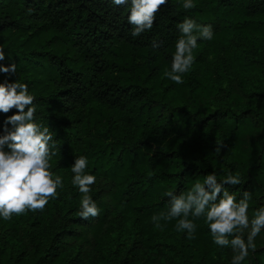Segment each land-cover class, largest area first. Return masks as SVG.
I'll return each mask as SVG.
<instances>
[{"label":"trees","instance_id":"trees-1","mask_svg":"<svg viewBox=\"0 0 264 264\" xmlns=\"http://www.w3.org/2000/svg\"><path fill=\"white\" fill-rule=\"evenodd\" d=\"M184 2L168 0L153 28L133 37L130 5L0 0V65L16 64L15 74L0 72V83L28 85L36 122L56 141L50 171L63 180L43 211L0 217V264H147L154 253L168 264H231V247L214 244L205 217L189 215L193 239L176 230L178 218L159 221L161 230L151 217L168 211L166 193H186L213 171L218 181L239 174L242 183L227 187L237 200L251 192L250 219L264 207L263 99L205 106L228 72L226 64L215 76L207 67L214 49L240 45L229 62L234 74L264 76V0H192V9ZM186 17L211 25L213 38L198 39L177 84L165 71ZM14 114L0 113V135ZM79 156L104 182L91 186L100 214L87 220L77 215L82 194L72 184ZM260 235L242 264H264Z\"/></svg>","mask_w":264,"mask_h":264},{"label":"clouds","instance_id":"clouds-1","mask_svg":"<svg viewBox=\"0 0 264 264\" xmlns=\"http://www.w3.org/2000/svg\"><path fill=\"white\" fill-rule=\"evenodd\" d=\"M115 6H128V23L132 26V36L138 37L150 31L155 23L156 14L168 0H112ZM182 7H195L192 0H185ZM180 33L175 42V53L172 56L171 71L165 76L174 83H183L182 76L194 63L193 50L198 39L211 40V25H198L195 20L185 18L177 25ZM154 48L159 44L153 41ZM5 53L0 48V61L5 60ZM0 72L15 74L16 64L5 67L0 65ZM16 109L4 122L3 135H0V217L5 221L13 215H23L28 211H43L50 199L58 196L57 189L63 187L62 177L50 171V160L56 155V141L48 127L36 122L34 97L29 94L28 85L18 80L0 83V113L7 114ZM7 125H11L8 128ZM221 145L216 152L221 151ZM88 161L85 156L76 157L71 166L73 186L82 194L79 215L87 220L97 217L100 209L89 195L91 186L96 183V176L87 174ZM242 183L239 174L230 171L222 180L217 179L215 172L208 174L203 182L195 181L186 192L176 195L166 193L169 208L166 213L153 215L157 229L162 230L159 221H170L178 218L177 231H186L189 239L194 238L196 225L188 217H205V222L213 237V242L221 248L231 247L234 255L231 264H242L250 250L256 251L255 239L264 230V207L255 210L249 217V201L252 194L244 191L239 200L227 186Z\"/></svg>","mask_w":264,"mask_h":264},{"label":"rangeland","instance_id":"rangeland-1","mask_svg":"<svg viewBox=\"0 0 264 264\" xmlns=\"http://www.w3.org/2000/svg\"><path fill=\"white\" fill-rule=\"evenodd\" d=\"M235 48L240 49L241 47L240 45L236 47L235 45L231 44L229 47L224 49H214L206 56V59L208 60L207 67H209V69L213 71L212 74L214 76L218 72H220V66L224 64H226L228 72L226 74V77L220 79V84L222 86L220 91L216 95L208 98L205 102V106H208L212 109H215L217 107H225L231 103L234 104L237 101L236 98L239 97L242 99L262 98L264 102V97H262L260 94L264 92V76L262 77V74H257L253 77L248 76V80L242 79L241 75L234 74L232 69L229 67L231 56L234 57L236 53ZM103 183L104 182L102 179H98L96 180L95 185H102ZM261 238H263V236L259 234L256 237L255 242ZM233 255L234 253L232 251V257ZM164 256L165 255L163 253H154L153 257H150L146 260V263L168 264L169 260H166V263L163 262Z\"/></svg>","mask_w":264,"mask_h":264}]
</instances>
